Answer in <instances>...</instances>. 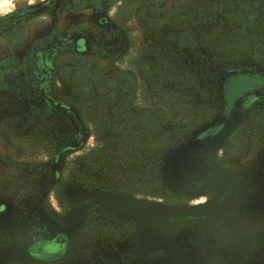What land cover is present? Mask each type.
<instances>
[{"label":"rangeland","instance_id":"1","mask_svg":"<svg viewBox=\"0 0 264 264\" xmlns=\"http://www.w3.org/2000/svg\"><path fill=\"white\" fill-rule=\"evenodd\" d=\"M0 264H264V0H0Z\"/></svg>","mask_w":264,"mask_h":264},{"label":"trees","instance_id":"2","mask_svg":"<svg viewBox=\"0 0 264 264\" xmlns=\"http://www.w3.org/2000/svg\"><path fill=\"white\" fill-rule=\"evenodd\" d=\"M87 156H88V150L86 149L81 151L78 155L74 156L72 159L71 158L66 159L64 161V165L69 166L73 164L74 166H79L81 163H83L86 160Z\"/></svg>","mask_w":264,"mask_h":264},{"label":"flooded vegetation","instance_id":"3","mask_svg":"<svg viewBox=\"0 0 264 264\" xmlns=\"http://www.w3.org/2000/svg\"><path fill=\"white\" fill-rule=\"evenodd\" d=\"M101 185V184H100ZM112 187V186H110ZM110 187L104 186V188H108L111 189ZM59 246L56 244H50L48 246H44V249L46 248L47 250H53V249H57Z\"/></svg>","mask_w":264,"mask_h":264}]
</instances>
